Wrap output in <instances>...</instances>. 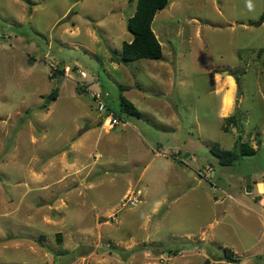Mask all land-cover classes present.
Instances as JSON below:
<instances>
[{"label":"rangeland","instance_id":"1","mask_svg":"<svg viewBox=\"0 0 264 264\" xmlns=\"http://www.w3.org/2000/svg\"><path fill=\"white\" fill-rule=\"evenodd\" d=\"M29 1L0 0V264H264V0H168L126 64L136 0ZM119 87L141 118L92 125Z\"/></svg>","mask_w":264,"mask_h":264},{"label":"trees","instance_id":"2","mask_svg":"<svg viewBox=\"0 0 264 264\" xmlns=\"http://www.w3.org/2000/svg\"><path fill=\"white\" fill-rule=\"evenodd\" d=\"M26 4H29V0H21ZM168 0H136L135 10L133 14L127 19L126 29L131 34V40L129 42H123L121 44L120 52L112 58V62L117 64H126L131 61L147 59V60H159L162 57L161 45L156 38L152 30V22L155 13L164 9L167 5ZM264 22V13L260 15L258 20L253 23V26H260ZM59 74H63V68L54 70ZM54 73L50 75V78H54ZM237 81V79H236ZM126 87H119L118 106L116 109H112L108 103V96L105 98L106 109L112 112L118 121H122L124 118L136 119L141 118L140 112L126 100L122 93L127 90ZM58 90H52L46 97V101H51L57 98ZM105 93V92H104ZM239 115L234 114L224 119V122L232 125L233 127L238 126ZM101 125V123H99ZM98 125V126H99ZM211 154L217 160L220 166L228 167L232 166L236 161L242 157L254 156L257 153V149H253L245 142H240V137L234 142L232 150H222L217 146L211 148ZM57 238L60 239L59 234ZM224 259L230 263H237V259L232 256H227L224 253Z\"/></svg>","mask_w":264,"mask_h":264},{"label":"built area","instance_id":"3","mask_svg":"<svg viewBox=\"0 0 264 264\" xmlns=\"http://www.w3.org/2000/svg\"><path fill=\"white\" fill-rule=\"evenodd\" d=\"M80 75L82 78L85 77V74L82 72H80ZM91 96L95 105V109L99 113L102 126L109 127L111 129L117 126V124L119 123L118 119L112 112H109L106 109L105 98L107 97V93L97 92L91 94ZM138 198V193H132L125 198L126 204L131 206L136 205V203H138ZM165 264H168V262L165 261Z\"/></svg>","mask_w":264,"mask_h":264},{"label":"crops","instance_id":"4","mask_svg":"<svg viewBox=\"0 0 264 264\" xmlns=\"http://www.w3.org/2000/svg\"><path fill=\"white\" fill-rule=\"evenodd\" d=\"M117 64V63H116ZM130 89L128 88L127 90H125L123 92V94H128L130 93ZM134 96V95H133ZM138 95L134 96L135 98H137ZM228 94L225 96V99H224V102H223V108L224 109H227L228 106H229V98H228ZM128 128H132V127H128ZM131 130H134V129H131ZM134 132H137V131H134ZM256 190H257V194H261L260 192H262L264 190V187H263V184L262 183H257L256 185Z\"/></svg>","mask_w":264,"mask_h":264},{"label":"water","instance_id":"5","mask_svg":"<svg viewBox=\"0 0 264 264\" xmlns=\"http://www.w3.org/2000/svg\"><path fill=\"white\" fill-rule=\"evenodd\" d=\"M98 122H100V118L92 125L96 126L98 124Z\"/></svg>","mask_w":264,"mask_h":264}]
</instances>
